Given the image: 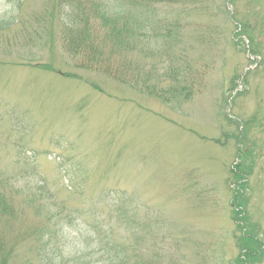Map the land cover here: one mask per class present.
Listing matches in <instances>:
<instances>
[{
  "label": "rangeland",
  "instance_id": "obj_1",
  "mask_svg": "<svg viewBox=\"0 0 264 264\" xmlns=\"http://www.w3.org/2000/svg\"><path fill=\"white\" fill-rule=\"evenodd\" d=\"M162 1L156 13L177 32L149 41L146 83L131 65L139 51L127 54L125 80L66 51L49 0H24L22 23L0 28V230L14 234L26 213L29 227L40 224L35 204L51 194L74 215L97 211L146 264L156 254L163 264H235L248 249L240 194L264 246V0H203L184 17ZM17 12L0 0V20ZM238 167L244 193L234 190ZM1 192L15 219L1 213ZM123 197L127 221L108 202ZM252 264H264V247Z\"/></svg>",
  "mask_w": 264,
  "mask_h": 264
},
{
  "label": "trees",
  "instance_id": "obj_2",
  "mask_svg": "<svg viewBox=\"0 0 264 264\" xmlns=\"http://www.w3.org/2000/svg\"><path fill=\"white\" fill-rule=\"evenodd\" d=\"M6 1L12 3L18 11L16 15L7 19L1 17L0 28L9 29L24 20L22 16L19 18V12H22L21 4L24 0ZM49 1L52 2V6L50 7V16L47 12L46 16L52 19V28L56 23L62 25L61 42L66 51L73 56L91 55L98 64L103 62L102 70L106 74L121 76L124 80L129 79L131 74L127 68L128 52L136 50L141 54L139 57L135 55L132 57L131 65L142 72L146 83L149 76H152L151 72L147 70L149 41L157 39L156 35L163 30H168V34L171 33L173 26L176 27L177 32L176 23L167 21L165 17L161 18L156 13L157 6L163 3L162 0ZM164 1L180 5L179 14L182 17L193 12L195 6H198V12L201 13L203 10V6L199 7L198 5L203 0ZM151 14L153 15L152 19L150 18ZM164 23L169 26L162 27ZM149 27H151V31ZM250 37L253 36L249 34ZM104 57L107 58L104 60L102 59ZM112 61L116 64L115 68H113ZM154 70L157 71L155 67ZM163 80H167V77H164ZM153 86V82L149 83L146 85V89L152 93L157 90ZM190 89L182 87L187 98L190 96ZM157 93L159 92L157 91ZM238 168L233 171L236 178L234 190L244 193L248 186V178L246 171ZM41 185L44 186V183ZM1 186L6 188L5 184ZM28 196L27 200L33 198L32 195ZM37 200L40 203L35 205L40 209L42 224L35 223L33 227H29L27 223L30 220L27 213L22 216L23 225L18 226L14 230V234L1 224L0 264H146L142 257H133L127 249L117 243L111 225L106 224L102 215L97 211L91 209L83 214L74 215L65 206V201H58L51 194L48 196L47 202L53 207V210L45 206L47 202L42 203L41 199ZM121 200L110 198L108 202H112L118 210V219L127 221L129 213L126 207L129 208V206H126L125 197ZM241 203V195L235 194L236 215L243 216L238 219L237 227L242 231L245 229L242 240L248 249L237 258L235 264H252L262 253L264 246L259 241L254 229L248 228V225L245 224L246 211L242 209ZM32 205L34 206V204ZM1 213L13 219L17 216L14 203L3 192H1ZM30 240L26 250L22 251L20 243ZM154 264H163L160 261V254L155 255Z\"/></svg>",
  "mask_w": 264,
  "mask_h": 264
}]
</instances>
